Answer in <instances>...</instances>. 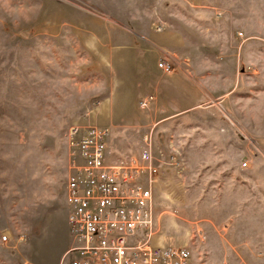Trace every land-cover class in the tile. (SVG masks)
Listing matches in <instances>:
<instances>
[{"label":"rangeland","instance_id":"obj_1","mask_svg":"<svg viewBox=\"0 0 264 264\" xmlns=\"http://www.w3.org/2000/svg\"><path fill=\"white\" fill-rule=\"evenodd\" d=\"M263 4L0 0V264L65 263L70 133L88 126L109 130V150L119 158L149 150L160 175L157 243L187 248L193 264H245L239 208H264V46L240 64L238 49L241 36L264 35ZM179 34L187 43L182 63L227 67L228 93L203 102L195 121L161 120L154 100L141 107L155 94L141 79L150 72L140 70L156 63L137 37L136 71L108 63L109 50L131 43L128 35ZM219 84L208 85L215 96ZM203 144L225 147L208 153ZM243 162L249 174H239ZM263 240L260 232L257 261L244 249L249 264H264Z\"/></svg>","mask_w":264,"mask_h":264},{"label":"built area","instance_id":"obj_2","mask_svg":"<svg viewBox=\"0 0 264 264\" xmlns=\"http://www.w3.org/2000/svg\"><path fill=\"white\" fill-rule=\"evenodd\" d=\"M158 67L171 69L162 62ZM108 136L107 128L96 126L71 130L72 165L65 186L71 245L64 264H193L187 248L155 241V169L149 150L113 160Z\"/></svg>","mask_w":264,"mask_h":264},{"label":"crops","instance_id":"obj_3","mask_svg":"<svg viewBox=\"0 0 264 264\" xmlns=\"http://www.w3.org/2000/svg\"><path fill=\"white\" fill-rule=\"evenodd\" d=\"M259 5L257 4L258 7ZM261 6H264V4ZM217 14V16L221 15L220 13ZM257 14L259 17V13ZM155 29L156 32H161L163 30L159 24L156 25ZM133 37H137L141 42V49L145 53L144 57L153 56L156 63L152 69L149 66H144L140 70L141 72H150L146 73L145 77L143 76L141 79L150 81V91L155 94V99H153V97H145L140 105L141 107H145L154 100L152 102L151 108L158 109L159 111L161 110L158 112L163 115L160 118L161 120L185 121L193 119L195 121L198 118L197 113H199L196 110L200 108L203 102L208 103V101H212L213 99H217L219 97H224L228 93L226 90L227 75L223 74L227 70L225 65L220 63L195 65L181 62L183 59H185L183 58L182 53L187 47V43L185 42L182 34L156 35L151 37L144 35H128V39L131 42L129 45L118 46L122 49L119 48L117 50L115 49L113 51H108V56L110 57L108 62L109 64L115 67L127 66L130 71H136L134 70L136 66L135 64H138V61L140 60L137 59V55L132 48ZM241 39H243V41L239 43L238 49L239 64L240 62L249 61V50L251 51V54L253 53L254 56L259 58L261 52L260 47L264 46V35H243L240 37V40ZM162 59L170 60L172 62L169 72H165L158 67V64L160 63L159 61ZM213 81L220 83L218 85L220 87L219 91L217 90L219 92L218 96H215L212 91L208 89V85ZM152 83H154V85ZM222 83H224V91H221V86H223L221 85ZM197 87H199V90H197ZM169 88L173 90L169 91ZM218 136L221 135L218 134ZM110 141L111 138H109L107 143V151L110 157L113 160L114 158L116 160V157L119 158L121 153H118L117 151L115 152L111 149L109 150ZM203 145V150L208 153L215 152L216 150L225 147L224 145L222 147V145L218 144H209V146H207V144ZM243 163H239V174L246 172L249 174L250 170L247 169L248 163H246L245 167L242 166ZM260 163L261 162H257L255 167L263 166L262 163V165H259ZM152 166L155 169V173L153 174L154 187L155 183L158 182L160 175L158 168L155 167L154 164H152ZM67 214L64 224L70 236ZM263 220L264 208H239V249L241 250L240 262L245 264L250 263L245 256L244 249H250V252H248V254L250 253V257L252 259H256V261L259 260V251L257 250L262 246L259 243V238L260 232H264Z\"/></svg>","mask_w":264,"mask_h":264}]
</instances>
